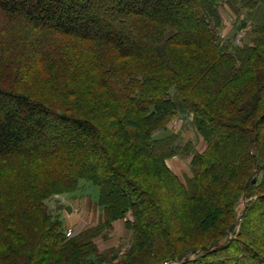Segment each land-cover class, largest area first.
Wrapping results in <instances>:
<instances>
[{
	"label": "trees",
	"instance_id": "obj_1",
	"mask_svg": "<svg viewBox=\"0 0 264 264\" xmlns=\"http://www.w3.org/2000/svg\"><path fill=\"white\" fill-rule=\"evenodd\" d=\"M223 3L264 6L0 0V264H264V17L234 44ZM81 180L104 223L67 238L46 202ZM117 221L134 241L106 257L94 239Z\"/></svg>",
	"mask_w": 264,
	"mask_h": 264
},
{
	"label": "rangeland",
	"instance_id": "obj_2",
	"mask_svg": "<svg viewBox=\"0 0 264 264\" xmlns=\"http://www.w3.org/2000/svg\"><path fill=\"white\" fill-rule=\"evenodd\" d=\"M220 12L224 24L221 30V37L232 41L234 44L242 45L250 40L254 27L264 17V6H261L250 19H247L248 15L245 12L237 18L225 3L220 6ZM70 46L73 49H77L79 53H83L82 49L74 48V44ZM191 118L174 117L169 123L168 129L178 133L179 144L184 145L185 142L191 140L195 143L197 151H202L206 147L205 142L196 132ZM189 163V160L186 161L179 158L171 161L174 169H180L181 174L179 175L182 179L186 176H192ZM184 172L187 174H184ZM98 197V187L91 181L81 180L80 189L76 193L53 196L46 202V207L53 219L59 220L65 231L72 229L75 236L83 230L100 227L104 223L103 213L98 204ZM117 222L112 224L110 230L103 231L94 239L99 252L106 257L123 256L134 241L132 232L125 227V222ZM115 223L117 224L114 226ZM172 263L178 264L179 262L174 261Z\"/></svg>",
	"mask_w": 264,
	"mask_h": 264
},
{
	"label": "crops",
	"instance_id": "obj_3",
	"mask_svg": "<svg viewBox=\"0 0 264 264\" xmlns=\"http://www.w3.org/2000/svg\"><path fill=\"white\" fill-rule=\"evenodd\" d=\"M201 138V137H200ZM203 140V139H202ZM203 151V150H202ZM174 159H176V158H174ZM174 159H171V161L172 160H174ZM171 161H169V165H170V167L172 168V170L177 174V175H179V174H181V172H180V169H178V168H173V166H172V164H171ZM186 172H184V174H185ZM187 174V173H186ZM180 176V175H179ZM186 176V175H185ZM117 223H119V222H117ZM117 223H115L114 224V226L117 224Z\"/></svg>",
	"mask_w": 264,
	"mask_h": 264
},
{
	"label": "built area",
	"instance_id": "obj_4",
	"mask_svg": "<svg viewBox=\"0 0 264 264\" xmlns=\"http://www.w3.org/2000/svg\"><path fill=\"white\" fill-rule=\"evenodd\" d=\"M74 236V232H73V230L72 229H69V230H67L66 231V237L67 238H71V237H73ZM165 264H174V263H170V262H168V263H165Z\"/></svg>",
	"mask_w": 264,
	"mask_h": 264
}]
</instances>
